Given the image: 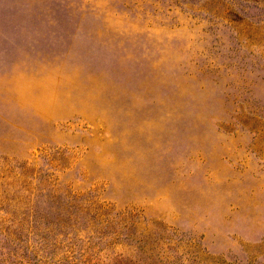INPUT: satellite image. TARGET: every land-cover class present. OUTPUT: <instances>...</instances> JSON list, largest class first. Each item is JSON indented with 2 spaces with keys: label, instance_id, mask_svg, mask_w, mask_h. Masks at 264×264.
I'll list each match as a JSON object with an SVG mask.
<instances>
[{
  "label": "rangeland",
  "instance_id": "374dc122",
  "mask_svg": "<svg viewBox=\"0 0 264 264\" xmlns=\"http://www.w3.org/2000/svg\"><path fill=\"white\" fill-rule=\"evenodd\" d=\"M0 264H264V0H0Z\"/></svg>",
  "mask_w": 264,
  "mask_h": 264
}]
</instances>
